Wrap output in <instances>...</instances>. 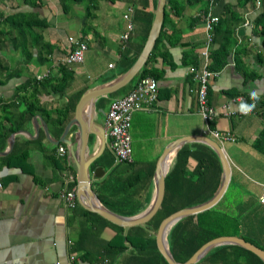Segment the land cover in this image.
Instances as JSON below:
<instances>
[{"label":"crops","instance_id":"0c3cea01","mask_svg":"<svg viewBox=\"0 0 264 264\" xmlns=\"http://www.w3.org/2000/svg\"><path fill=\"white\" fill-rule=\"evenodd\" d=\"M236 1L212 0L210 11L220 15L227 4ZM44 2L42 13L48 16L51 23L46 30V39L53 45L51 61L45 64L36 61L25 63L21 55L9 54L4 59L22 75L7 81L6 72L0 71V264H152L153 254L147 246L152 239H156V232L149 221L122 226L87 209L78 197L75 207L68 205L62 197L64 192H77L79 128L73 124L65 134L70 121L63 128L56 119L60 110L70 111V107L67 111L68 108L64 106L70 104L76 108L79 94L83 95L91 87L109 83L129 70L131 60L141 48L146 30L140 29V26L138 31L134 28L132 38L130 36L132 40L122 42L127 25L126 22L120 25V16L116 12L122 4L124 18L130 0H117L108 7L112 8L108 10L109 14L103 10L108 1H103L96 11L98 16L93 20V25H85L83 6L75 5L69 13H64L57 0ZM16 3L22 4L20 0ZM151 5L152 2L149 8H152ZM204 7V4L187 7L181 16L171 13L169 22L164 26L157 54L150 62V68L156 69L159 97L153 105L133 113L130 129L132 146L139 142L140 149L151 148V154L145 153L148 159L134 156V144L132 167L116 164L107 137L110 150L101 159V165L97 166L102 167L104 172L101 177H93L92 186L98 197L101 192L118 207H126L121 204L122 198L129 194L113 193L116 186L111 185L110 180L113 179L110 176L118 175H114L115 171L112 170L116 168L127 176L141 173L143 181L135 183L130 189L134 191L137 185L143 184L141 196L138 192L131 194V199L136 197L139 200L137 204H147L143 210L120 214L99 198L104 206L115 213L128 217L138 215L153 201L155 174L145 196L144 187L151 167L154 163L157 166L166 145L183 136H209L224 147L231 161V179L225 192L227 202L239 207L242 231L264 249V204L259 201L264 184V152L257 147L258 142H264V42L258 27L252 24L261 9L258 4V8L247 6L248 23L231 25L235 41L228 64L220 71L214 70L218 74L211 78L208 99L216 113L207 122L200 111L198 82L191 74L192 66H201L205 62L201 49L207 39V29L205 18L197 25H192L190 18L203 13ZM23 9L29 8L22 5L20 10ZM239 9L244 11L243 8ZM70 36L88 45L84 61L69 66L74 71L71 85L63 95L41 90L38 98L44 111L37 110L32 117L25 119L23 116L28 104L23 100V93L20 98L16 96L18 88L29 77L36 75L43 78L49 73H56L60 65H66L64 59L71 47ZM218 46L215 43L212 50ZM126 48L129 51H125ZM92 52L102 53V57L109 54L110 57L97 63ZM137 75L119 90L97 97L88 105L87 117L94 118L97 124L105 128L112 102L135 88ZM21 122L20 127L11 131ZM44 125H47L51 139ZM208 126L221 135L229 134L234 138L219 141L206 132ZM133 132L140 134V140L133 142ZM61 139L63 141L58 143ZM69 140L73 142L74 153ZM99 144V139L92 133L87 153L95 152ZM198 144L206 143L193 141L184 146L193 148ZM61 146L66 149L64 154L59 153ZM184 146L172 155L168 173L178 167V153ZM197 163L195 156H187L184 166L188 173L194 171ZM101 182L107 183L106 187L102 186L103 189L95 185ZM232 184L238 191L234 194L237 201L230 195ZM131 199H126V202L129 204Z\"/></svg>","mask_w":264,"mask_h":264},{"label":"trees","instance_id":"16d2710c","mask_svg":"<svg viewBox=\"0 0 264 264\" xmlns=\"http://www.w3.org/2000/svg\"><path fill=\"white\" fill-rule=\"evenodd\" d=\"M21 5L16 3L17 0H0V71H5V78L9 81L12 78L22 75L21 72L15 71L9 66L4 59L9 54H19L23 57L25 63L38 62L45 64L51 61L53 56V45L50 40L46 39V30L51 25L48 16L42 13L44 7V0H20ZM62 6L64 13H69L71 8L75 5L83 6L86 17L85 25H93V20L98 16L97 10L101 7L103 1H108L115 4L117 0H57ZM131 3L126 11L132 9L131 20L133 22L135 31L140 26V29L146 30L145 37L138 54L131 60L129 67H131L138 59L139 54L148 38L152 22L155 17L158 0H130ZM212 0H167L165 21L159 38L156 41L155 47L143 69L139 72L137 83L139 80L149 76H156V69L150 68V62L157 54L161 40L163 39V29L171 18V13L181 16L187 7L196 5H205L203 13L192 16L190 21L192 25H197L203 18L210 13V3ZM150 2L153 5L150 7ZM261 9L260 13L253 19L252 24L258 27V32L263 38L264 42V0H237L234 4H227L224 11L219 15V21L214 23L213 36L214 44L219 46L211 51L210 69L220 71L229 62L231 56V46L235 41L234 31L231 25H243L248 23L245 8L249 5ZM6 5V7H5ZM22 5L27 6L28 10H20ZM256 7V8H258ZM239 8H243L241 12ZM215 14V13H214ZM134 31V32H135ZM132 33V31H131ZM130 33V34H131ZM132 38V34L130 35ZM129 39L126 40L130 41ZM132 40V39H131ZM125 51H129L128 48ZM264 57V56H263ZM128 67V68H129ZM74 78V71L69 68V65H60L56 73H49L42 79L36 75L29 77L18 88L16 96L20 98L21 93L27 107L24 112V118L32 117L37 110H43L44 107L40 104L38 95L41 90L51 91L63 95L66 89L71 85ZM133 86V87H135ZM30 91V93L28 92ZM82 93L79 94V99ZM15 97V98H17ZM65 109L59 111L56 118L64 128L72 118L74 112V105H66ZM61 109V108H60ZM2 121H0V129ZM20 125L12 128L11 131L20 127ZM6 136V135H5ZM257 147L264 152V142H258ZM106 148L105 153L100 156L93 164L95 169L101 165V159L109 152ZM113 154V153H112ZM193 155L197 159V165L194 171L188 173V169L184 166L186 158ZM179 165L173 168L167 175V191L162 207L157 214L148 222L156 232L162 220L171 213L185 207L200 204L211 199L219 190L223 177V167L221 160L216 151L207 144H198L193 148L190 145L184 146L178 153ZM114 162V156H113ZM131 163H122L120 166L125 168L132 167ZM135 169V167H134ZM114 168L113 174L118 176H110L111 185L115 188L113 193H128L129 195L122 198V203L126 207H118L111 199H106L101 192L99 198L102 202L114 211L123 214L124 211H139L146 208L147 204H137L139 201L136 197H132L133 192H138L141 196L140 188L142 185L132 191L130 187L142 182L144 177L141 173L125 175V172H119ZM156 171V163L150 169L148 174L144 196L147 193V187L151 186L154 174ZM123 173V174H122ZM125 175V176H123ZM99 189L107 186V183L95 184ZM103 186V188H102ZM132 191L131 193H129ZM126 199H131L129 204ZM227 193L223 198L213 207L184 217L178 221L170 230L168 239L170 249L179 262H186L191 256L207 241L222 235H236L243 237L257 246L261 247L255 239L247 236L241 229L239 207L227 202ZM147 248L152 251L153 260L159 264H169L157 247L156 239H152ZM154 262L152 264H154ZM264 264V261L253 251L248 250L242 246L235 244H225L213 248L206 256L195 264Z\"/></svg>","mask_w":264,"mask_h":264},{"label":"water","instance_id":"95a60500","mask_svg":"<svg viewBox=\"0 0 264 264\" xmlns=\"http://www.w3.org/2000/svg\"><path fill=\"white\" fill-rule=\"evenodd\" d=\"M166 4H167V0H158L157 8L155 11V17L152 22V26L149 31L148 38L145 42V45L143 47L140 56L138 57L137 61L132 65V67L129 70H127L124 74L110 81L109 83L89 88L81 96L80 100L76 105L75 115L70 120L65 134L73 124H76L78 126L79 153L77 154L76 157V164H77V176H78L77 195L79 201L87 209L91 211H95L100 215L104 216L105 218L109 219L110 221L122 226H133V225L147 223L160 210L166 196V191H167L166 176L169 171V166H166L167 159L170 158L172 154L176 153V151H178L186 143L193 141L204 142L209 146H211L216 151V153L218 154L221 160L223 167V179L221 186L217 191V193L208 201L177 210L162 220L155 233L156 242L159 251L165 257V259L168 261L169 264H195L199 260H201L213 248L225 244H235L253 251L264 261V249H262L261 247L257 246L256 244L250 241H247L243 237L236 235H222L207 241L186 262H179L178 260H176L170 249L168 236L172 227L179 220H181L186 216L200 213L215 206L221 200V198L228 189L231 179V173H232L231 161L228 158L224 147L217 140L209 136L203 134L183 136L171 141L166 145L162 155L158 159L156 166L155 195L153 201L145 211H143L138 215H135L133 217L132 216L128 217V216L120 215L110 210L108 207L104 206L101 203L99 197L97 196L92 186L93 177H101L102 172H104V169L102 167H97L95 170H92V164L104 153L107 147V135L104 126L97 124L94 118L87 117L88 115V112L86 111L87 107L97 97L101 95L109 94L127 85L143 69L155 47L157 39L161 34L163 24L165 21ZM44 128L47 135L50 138L51 135L47 128V125H44ZM92 133L97 136L100 144L95 152L87 153L88 152L87 149L90 141V135ZM61 141H63V139L58 140V143H60ZM69 143L71 144V149L74 153L75 151H74L73 142L69 140Z\"/></svg>","mask_w":264,"mask_h":264},{"label":"built area","instance_id":"2783aa9c","mask_svg":"<svg viewBox=\"0 0 264 264\" xmlns=\"http://www.w3.org/2000/svg\"><path fill=\"white\" fill-rule=\"evenodd\" d=\"M133 10L130 9L125 15L127 20V31L122 35V42H126L129 39L131 31L134 29L131 15ZM220 16L210 13L206 17V29L207 39L201 49V56L204 58V63L201 66H192L191 74L198 82V101L200 111L204 116L205 121H210L216 110L213 106L209 105V88L210 81L218 72L210 69V54L214 45L213 29L214 23L219 21ZM71 47L64 59L66 65H74L84 61L85 53L88 49V45L83 40L70 36ZM42 78V76H38ZM159 97V84L154 77H145L139 80L135 88L125 96L116 99L112 102L111 107L107 113V119L105 122L106 135L109 139V146L114 156V162L119 163H131L134 161L132 135L130 132L132 125L133 113L139 109H143L145 106H150L156 103ZM247 113V111H244ZM206 132L213 134L219 141L231 140L234 137L227 134L221 135L217 130L207 127ZM65 147H59V153H65ZM62 197L66 200V203L71 207H75L77 200L76 190H70L64 192ZM261 204H264V184H262V193L259 197Z\"/></svg>","mask_w":264,"mask_h":264},{"label":"rangeland","instance_id":"374dc122","mask_svg":"<svg viewBox=\"0 0 264 264\" xmlns=\"http://www.w3.org/2000/svg\"><path fill=\"white\" fill-rule=\"evenodd\" d=\"M107 3V4H106ZM105 3V7H104V12L105 13H107V14H109V11L108 10H112V8H108V7H111V3H109V2H106ZM120 4V3H119ZM120 6H122L123 7V5L122 4H120ZM5 7H6V5H5ZM122 7H120L119 8V10H118V12H116V15L117 14H119V23H120V25H124L125 24V22L127 23V20L125 21L124 20V18H125V15L127 14V12H125L124 13V18H123V11H122V9L124 8H122ZM117 9H115V11H116ZM108 11V12H107ZM58 15H62V13L61 14H58ZM126 19V18H125ZM102 19H99V21H101ZM105 23H106V20H105ZM138 31V30H137ZM92 54L94 55L95 54V59H96V61H97V63H101V60H103V61H105L106 60V58H109L110 57V55L109 54H104V55H106V57H102V53H94V52H92ZM134 140H140V134L138 133V132H133V142H134ZM148 142V141H147ZM134 144H135V146H134ZM148 145H151V144H148ZM133 146H134V156L136 157V158H138V159H148V158H146L145 157V153H149V154H151V148H148V149H140L139 148V142L138 143H133ZM235 186H234V184H232V187H231V189H232V193H230V195H231V197L234 199V200H236L237 201V198H235V196H234V194L236 193V192H238L237 191V189L236 188H234Z\"/></svg>","mask_w":264,"mask_h":264},{"label":"bare ground","instance_id":"6f19581e","mask_svg":"<svg viewBox=\"0 0 264 264\" xmlns=\"http://www.w3.org/2000/svg\"><path fill=\"white\" fill-rule=\"evenodd\" d=\"M172 155H173V154H172ZM172 155L170 156V158L167 159V162H166L167 165H166V166H169V162H170V160H171V158H172Z\"/></svg>","mask_w":264,"mask_h":264}]
</instances>
